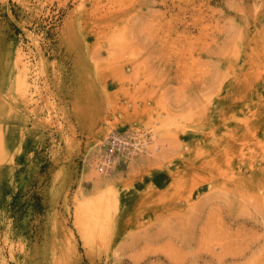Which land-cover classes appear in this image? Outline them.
<instances>
[{"label": "rangeland", "instance_id": "1", "mask_svg": "<svg viewBox=\"0 0 264 264\" xmlns=\"http://www.w3.org/2000/svg\"><path fill=\"white\" fill-rule=\"evenodd\" d=\"M0 114V264H264V0H0Z\"/></svg>", "mask_w": 264, "mask_h": 264}, {"label": "bare ground", "instance_id": "2", "mask_svg": "<svg viewBox=\"0 0 264 264\" xmlns=\"http://www.w3.org/2000/svg\"><path fill=\"white\" fill-rule=\"evenodd\" d=\"M76 47L78 48V46L76 45ZM18 48V47H17ZM20 52H21V50H20ZM19 52V53H20ZM17 59L19 60V56H17ZM23 59V58H22ZM82 59V58H81ZM24 61V60H23ZM17 62V61H16ZM26 63V62H25ZM27 63H28V61H27ZM17 66H18V70H17ZM17 66H14L15 67V69H12L11 70V72L9 73V77L7 76L6 77V79L4 80V82H5V84L7 83V80H8V82H9V80H11L12 81V83L15 85V88H21V89H25V87L27 86V84H26V80H25V74H24V72H25V69H24V63H23V68H20V65H18L17 64ZM27 66V65H26ZM14 70L16 71V73L14 72ZM30 83V82H29ZM84 84V83H83ZM80 91V90H79ZM88 94V93H87ZM88 99V98H87ZM89 100V99H88ZM91 101V100H90ZM90 103V102H89ZM88 103V104H89ZM93 103V102H92ZM90 105V104H89ZM97 110V109H96ZM101 111V110H100ZM96 112V111H95ZM98 114V113H97ZM1 115V114H0ZM80 115V114H79ZM87 116H89V115H87ZM168 116V115H167ZM83 118V117H82ZM81 119V118H80ZM168 119V118H167ZM89 121V120H88ZM168 121V120H167ZM97 123V122H96ZM95 123V124H96ZM97 125V124H96ZM157 125H160L159 124V122H157ZM88 126V125H87ZM155 126V125H154ZM164 126V125H163ZM154 128V127H153ZM159 128H160V126H159ZM157 129H158V126H157ZM157 129L155 128L154 129V131L156 132V133H153V132H151L152 134H151V136L150 137H146V136H143L142 137V140H141V150H140V153H143V151L142 150H144V146H147L148 144L150 145L151 143H152V145L154 146V145H156L157 146V134H158V132H157ZM151 130H152V128H151ZM8 131V130H7ZM105 137V136H104ZM104 137H103V139H104ZM159 138V137H158ZM160 139V138H159ZM5 140H7L6 138H5ZM161 142V141H160ZM100 142L98 141V143H97V148H96V150H97V152L100 150V146L99 145H101V143L99 144ZM151 147V146H150ZM151 149V148H150ZM150 149H146L145 151H147V152H150L151 150ZM263 149V148H262ZM264 150V149H263ZM150 155V154H149ZM242 156V155H241ZM96 157H97V159H98V166L99 167H101L102 168V170H101V172H103L104 171V168H105V164H104V161H102V158H100L99 156H98V154L96 155ZM3 160V159H2ZM96 160V159H95ZM94 163V162H93ZM103 167H102V166ZM89 166H90V168L92 169V166L89 164ZM96 168V167H95ZM100 168V169H101ZM99 171V170H98ZM112 194H114V192L112 191ZM115 195V194H114ZM110 196H112V195H109L108 197H110ZM96 201H85V200H83V201H79L78 200V203H79V205H78V208H77V210L79 211V214H80V218H82V213L81 212H89V213H91V215L88 213L87 215H88V218H89V220L90 221H88V223L87 224H83V228H84V230H89V229H91V227L92 228H100L101 229V224H100V220H99V218L100 217H102V215L103 214H106V213H108L109 211H110V205H112V202H114L115 201V199L114 198H112L111 199V201L110 202H106V203H103L99 198H96L95 199ZM93 211H94V213H93ZM1 263V262H0ZM35 263V262H34Z\"/></svg>", "mask_w": 264, "mask_h": 264}, {"label": "built area", "instance_id": "3", "mask_svg": "<svg viewBox=\"0 0 264 264\" xmlns=\"http://www.w3.org/2000/svg\"><path fill=\"white\" fill-rule=\"evenodd\" d=\"M142 137L132 129H110L104 137L98 156L109 167L121 157L134 156L141 150ZM144 148V147H143Z\"/></svg>", "mask_w": 264, "mask_h": 264}]
</instances>
